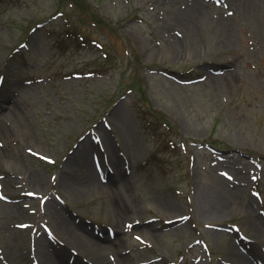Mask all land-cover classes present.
<instances>
[{
	"label": "rangeland",
	"instance_id": "1",
	"mask_svg": "<svg viewBox=\"0 0 264 264\" xmlns=\"http://www.w3.org/2000/svg\"><path fill=\"white\" fill-rule=\"evenodd\" d=\"M47 207L115 264H264V0H0V264L85 255Z\"/></svg>",
	"mask_w": 264,
	"mask_h": 264
},
{
	"label": "bare ground",
	"instance_id": "2",
	"mask_svg": "<svg viewBox=\"0 0 264 264\" xmlns=\"http://www.w3.org/2000/svg\"><path fill=\"white\" fill-rule=\"evenodd\" d=\"M8 89L9 88H7L4 91L5 94L6 93L8 94ZM5 99H8V97L7 96L2 97V100H5ZM119 128H121V127H119ZM120 132H121V129H120ZM80 153L81 152H79L77 154V157H79ZM75 160H76V157H75L74 161ZM73 164H75V163H73ZM65 165H66V169L62 170V172H64V173H61L60 181L62 180L63 186L66 185L67 188L69 187V190H73V189L77 190L78 187L82 186L83 184L77 185V186L75 185V187L71 184V182H70L71 176H68L69 174L66 175V173H67L66 171L69 169H72L74 166L72 165L71 162H66ZM114 165L115 166L117 165L119 167L121 165V160L116 159L114 162ZM88 170L89 171L85 172V175H88V174L93 175L95 173L94 167L92 169H88ZM94 176H95V174H94ZM111 176H114V175H111ZM67 177L69 178V180ZM26 179L30 183L38 184L37 175L34 173H29L28 178L26 177ZM91 181L92 182L94 181V182L89 184V187H91V185H94V184L96 186H98V182H96L95 178H93ZM87 187L88 186H84V188H87ZM52 203L56 204L54 201H52ZM52 203H50V205ZM54 204H52V206H54ZM114 204H115V207L117 208V211L119 213V217H122L123 215L126 217L128 215L133 216L132 215L133 212L129 211L130 206L127 204V202L124 200V198L121 195L118 198L116 197V200H114ZM217 206H219V207H216L215 210H216V213H218L220 215L227 213V211L231 212V210H232V203L231 202H228L226 205H222V206L217 205ZM245 206H243L242 209L244 211L249 210V207L247 205H245ZM56 207L59 208L58 203H57ZM58 208H48L47 207V209L49 210L51 215H53L55 217V219H57L59 221V224H60L59 229L68 238L67 240L71 241L74 244H77L78 247L83 248L84 251L86 252L85 255L77 256L75 258V260L72 261L69 258H66V256H63L62 254L57 252V250H53V255H56L54 258H59V261L61 264H90L89 261H87V259H85L83 256L87 257L90 261H92L93 262L92 264H115L113 261H117V259L121 260L119 257H117V259H113V261H112L110 258H108L107 253L109 251V248H107V246L99 245V244L93 242L92 240H90L89 238H87L86 236H81L80 233L78 232V231H80V230H78V225H76V223L72 224L70 222V220L62 214L61 211H58ZM137 225H140V224L138 223ZM142 225H147V223H144ZM248 227H249L250 231H252L253 234L257 238L258 237H264V231L261 228L257 227L254 222H248ZM49 245H50V248H49ZM53 246L54 245L49 241V243L45 244L44 248H42V249H41V245H39V247L36 246L35 247L36 249L34 248L35 249L34 252L37 254V256L40 259L39 264H56V262L53 259V255H51V253H50V250H52L51 247H53ZM64 248L73 249L71 247L69 248L67 243H66ZM42 251H44V252H42ZM46 251H48L49 253H47ZM51 257H52V259H51Z\"/></svg>",
	"mask_w": 264,
	"mask_h": 264
}]
</instances>
